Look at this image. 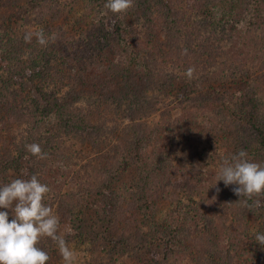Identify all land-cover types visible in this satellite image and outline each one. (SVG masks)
Returning a JSON list of instances; mask_svg holds the SVG:
<instances>
[{"label": "trees", "instance_id": "1", "mask_svg": "<svg viewBox=\"0 0 264 264\" xmlns=\"http://www.w3.org/2000/svg\"><path fill=\"white\" fill-rule=\"evenodd\" d=\"M16 1L7 0L0 10L5 5L15 6ZM96 1L103 2L104 10L106 0ZM48 2L51 0H26V8L4 16L0 11V185L34 174L38 177L46 173L45 169L69 168L70 147L75 150L73 140L96 144L116 137L101 156L110 161L92 168V172L105 175L103 181L101 178L100 183L85 186L72 180L77 191L65 196L66 201L57 189L45 200L53 209L55 200L50 198L61 199L57 210L63 222L73 225L74 238L95 243L100 235L115 245L124 243L135 252L132 264H223L220 256L227 260L225 264H238L240 242L248 245L247 252L256 248L264 255V246L254 239L257 231L250 233L260 230L263 222L255 220L256 229L244 221L251 210L264 218V197L259 198V207L255 201L239 202L240 197L232 191L236 186L217 183L218 175L208 169L204 155L196 149L187 154L192 169L175 176L171 165L178 158L182 160L174 156L177 143L165 147L158 134L172 112L161 99L173 91L178 99L193 103L195 98L185 94L187 82L192 79L195 87L199 84V77H195L207 70L203 61L206 55L214 63L216 56L232 58L236 52L245 51L251 66L240 67L235 61L226 65L229 76L238 71L243 82L232 87L222 84L217 95L203 98L211 117L201 121L203 129L195 138H214L216 146L226 149V156L217 159L219 168L240 150H245L252 161L264 164V0H191L187 7L174 5L172 0H162L161 4L159 0L151 9L154 21L138 20L135 30L122 27V22L116 29L117 37L107 29L91 28L87 36L70 41L65 39L66 31L57 27L54 13L50 20L40 14L39 5ZM33 4L38 18L29 16ZM41 29L55 39H49L46 46H40L35 38L25 42L26 32ZM182 29L189 34L188 48L192 37L199 38L197 49L181 50L183 55L175 49L178 32L185 34ZM223 42L229 47L223 49ZM71 49L74 52L68 53ZM188 68L195 70L191 79L185 75ZM212 73L210 78L220 81L223 73ZM231 78L235 79L234 75ZM160 110L164 111L157 126L148 128L145 121ZM18 125L19 133L12 134ZM173 134L175 142L177 133ZM32 143L41 147L43 158L26 151L25 145ZM126 169L140 172L133 185L125 183L122 174ZM190 172L196 181L190 184L192 193L186 195L192 207L185 210L181 198H170V191H177L179 176ZM194 196L201 200L193 202ZM168 197L172 204L176 198L180 201L167 214L165 223H158L157 213ZM134 211L145 214L144 226L155 228L157 247H148L143 235L134 232L140 228L132 220ZM121 225L129 227L120 230L118 238L112 237ZM99 228L100 233L95 234L93 230ZM38 247L48 253V264L62 261L50 238H42ZM239 264L251 263L244 260Z\"/></svg>", "mask_w": 264, "mask_h": 264}, {"label": "rangeland", "instance_id": "2", "mask_svg": "<svg viewBox=\"0 0 264 264\" xmlns=\"http://www.w3.org/2000/svg\"><path fill=\"white\" fill-rule=\"evenodd\" d=\"M159 0H133L132 6L123 14H113L107 9L103 10V2L99 3L96 0H51V2H48V4H40L42 13L45 14L43 18H46L47 20H50L51 15L54 13V20L56 21L57 27H60L64 31H66V41H70L73 39H77L80 37L87 36L86 34L91 30V28H97L99 30H108L114 33L113 35L115 37L118 36L116 34L119 23H122V27H126V29H134L136 26V22L138 20H148L154 21V12H152L151 9L155 8V5L158 3ZM161 4H162V0ZM7 2V0H0V6ZM174 5H179L181 7H187L191 0H172ZM49 3L51 5H49ZM99 3V4H98ZM39 4V3H38ZM87 4H90V6L85 7ZM191 4V3H190ZM26 0H17L16 5L12 6L9 5V8L5 5L4 7H1V15H7L8 12L13 11L14 9L18 8H26ZM36 5L33 4V7L31 9L32 12H30L29 16L38 18L37 15H35L33 12H37ZM84 7L87 11L84 10ZM91 9V10H90ZM39 13V12H37ZM47 14V15H46ZM191 14V12H190ZM188 15V12L185 14ZM158 17V16H157ZM7 18V16H6ZM159 18V17H158ZM31 22H34L35 20L31 18ZM135 30V29H134ZM185 30L184 33H180L178 37V47L175 49H180V51H186L190 52L192 48L197 49V41L199 40L198 36L191 38L190 48H188V44L190 41L189 34L186 33L187 29H182L181 31ZM138 34H141V30L137 29ZM20 38V37H19ZM200 44V43H199ZM223 49L228 48L229 44L225 47V43L223 42ZM74 49V48H73ZM71 49V53L74 52V50ZM166 48H164L165 50ZM174 49V50H175ZM227 50V49H226ZM167 51V49L165 50ZM181 51V55H183V52ZM178 53L177 51H175ZM241 53V54H240ZM235 53V56H231L232 58H229V56H216L215 61L209 62L211 58L209 57V54L206 55L203 59L206 62H204L205 66L207 67V70L202 71L201 74L196 75L195 78L199 77V84L195 87V85L192 83V79L187 82L189 84V87L187 91L185 92L186 95H189L196 100H194L193 103H187L184 102L182 98H177V96L173 93V91H170V94L167 98L163 97L161 99V102L163 101V104H166L168 108L172 109L171 118L168 119V123L166 125H160L158 134L161 135V139L163 143H165V147H171L170 145H175L177 143L178 152L174 154V156L180 157L182 160H179V158L171 165L172 167V173H175L177 175L183 174V171L187 169H192L190 157H187L188 152L190 150L196 149L199 153V155H204V158H201L204 160V162L208 165V169L213 172L215 175H218V170L220 166V162H218L219 157L223 159L227 152L225 148H221V146H216L217 142L213 138H195L198 136L197 132H200V129H203L201 125V121L204 120L205 117H208L211 115V112L207 109L205 110L203 98H206L210 94L217 95V91L219 86L222 84H229L230 87L234 85V83H240L243 82L242 76H238L237 72L234 73V78L232 76H229V69L226 66L229 65L230 62L235 61L239 64L240 67L244 66H251L248 62L249 60V54L245 51H240ZM240 54V55H239ZM238 59V60H235ZM197 65H193L192 67L195 68ZM213 66V67H210ZM215 66V68H214ZM215 72V75H218L217 73H223L220 77V81L218 78L214 77V79H211L213 73ZM229 72V73H228ZM210 75V76H208ZM237 75V76H235ZM230 82H229V81ZM208 81V82H206ZM232 83V84H231ZM231 84V85H230ZM182 88H184L183 85H181ZM236 87V86H234ZM190 88V89H189ZM193 89L196 90V93L193 92ZM190 92V93H189ZM32 94V93H31ZM34 94V93H33ZM32 94V95H33ZM31 95V96H32ZM164 110L158 111L156 114L152 115L145 121L148 128L149 127H155L157 126V121L160 119L161 112ZM213 114V113H212ZM211 117V116H210ZM128 122L122 121L121 125ZM192 122V123H191ZM119 123V122H118ZM120 124V123H119ZM20 125L18 127H15L12 134L17 135L19 133ZM120 127V126H118ZM23 129V127H22ZM157 129V128H156ZM193 131V133H192ZM173 133H177V139L176 141L172 142L171 135H174ZM180 136H183L181 139ZM112 144L116 142L117 138L111 137ZM174 140V139H173ZM110 141H101L97 142L96 144L93 142L87 141H78L73 140L75 143V150L74 148L70 147L69 151V157L71 160L68 163L69 168H53V169H45L44 171L46 173H41L43 170L39 167L40 173L38 175V178L40 182L48 184V186L51 188V190L57 189L58 193L61 195V198L66 201L67 195L74 193L77 191V188L75 187V184H71L72 180L78 182L81 185H89L92 186V184H98L100 183V180L102 178V181L104 180L103 177H105L104 174H99L95 172H92V168L95 166H101L104 165V163L110 161V160H104L101 159L102 154H105L103 152L106 148V146L109 148ZM213 141V142H212ZM216 143V144H215ZM77 144V145H76ZM207 153L212 154V156L209 158ZM187 161L189 163H187ZM187 163V164H185ZM61 164V163H60ZM59 164V165H60ZM185 165H188L185 167ZM185 167V168H184ZM72 168V169H70ZM115 168V166H114ZM88 169L90 170L88 172ZM185 169V170H184ZM72 170V171H71ZM71 171V173H70ZM190 171V170H189ZM126 173H123V177L125 179V183H130L133 185V182L138 179L139 173L137 174V171L135 170L133 173L129 170H125ZM188 171L184 172L187 173ZM70 173V174H69ZM189 177V178H188ZM128 180V181H126ZM179 182L178 186L179 188L177 191L171 192L172 198L173 196L181 198V201L179 199H175V204H172L171 201H167L170 198H166V203H163V206L160 207L158 213H157V221L158 223H165L166 216L172 210V208H175L178 205V201L181 202V206L185 210H189L192 207V203L189 201V199L186 198V195L188 192H191V183L196 181V177H194L193 172H190L188 174H184L182 176H179V179L177 180ZM78 185V184H77ZM125 185H122V188ZM118 191V190H117ZM192 193V192H191ZM55 200L53 205V212L56 214L59 218V229L58 234L62 235L64 239L71 237L69 239V246L71 250L74 253L73 257V264H89V262L93 264H132L134 258L135 252H132L129 247H125L124 243L120 244V242L115 245L114 243H111L101 237L99 235V239L95 241V243H84L81 242L78 238H74L76 231L72 230L73 225L63 222V217L58 212L57 208L61 206L60 204V198L59 200L55 198H50ZM66 199V200H65ZM200 196H194L193 202H199ZM59 202V203H58ZM142 205V204H141ZM176 205V206H175ZM180 205V204H179ZM63 209L66 208V204H64ZM135 215L132 216V220L137 222V224L140 226L138 231L139 234L143 235L145 242L147 243V246L155 245L153 247H157L156 238L154 237L155 234H153V230L155 228L153 226H144L145 220H147L145 217V214H141L140 211H134ZM137 214V216H136ZM260 214V213H259ZM259 214H256L252 210L249 211L246 214V217L244 221L248 222L250 225H254L256 228V221L259 220L260 222H263L264 224V218L258 216ZM260 217V218H259ZM107 218V217H106ZM139 220V219H141ZM259 222V223H260ZM254 223V224H253ZM127 226V227H126ZM128 225H121L118 226L114 230V235L112 237L118 238L120 236V230L127 229ZM260 230H253L250 231V233H253L255 231L262 232L264 230V225L261 226L259 224ZM100 229V228H99ZM93 230L95 234L100 233V230ZM134 230V229H133ZM136 233V235H137ZM94 234V235H95ZM254 234V233H253ZM69 235V236H68ZM112 235V234H111ZM241 245L238 249L240 252L238 256V264L240 262H243L244 260L251 264H264V255L259 254V249L251 248L246 251V247L248 246L244 242H240ZM159 246V245H158ZM149 249V248H148ZM147 250V249H146ZM146 254V252H145ZM150 257H148L149 263L153 262V256L149 254ZM225 257V256H224ZM225 264V261L227 263V260L222 258L221 256L218 258ZM144 261V260H143ZM59 264H63V260L60 261Z\"/></svg>", "mask_w": 264, "mask_h": 264}, {"label": "clouds", "instance_id": "3", "mask_svg": "<svg viewBox=\"0 0 264 264\" xmlns=\"http://www.w3.org/2000/svg\"><path fill=\"white\" fill-rule=\"evenodd\" d=\"M132 4L133 0H106L104 7L119 15ZM33 38L40 46H46L55 36H46L42 29L24 35L26 43ZM194 71L188 68L185 75L191 79ZM25 149L32 156L43 158L38 144H26ZM221 181L225 187L236 186L232 191L240 197L239 202L255 201L256 207L260 206L259 198L264 197V164L252 161L245 150L223 161L217 183ZM50 193L51 188L40 182L35 174L28 179L16 178L0 185V264H48V253L38 247L45 237L55 242L63 264H73L74 253L64 237L58 234L59 218L45 203ZM254 239L264 246V232L257 231Z\"/></svg>", "mask_w": 264, "mask_h": 264}]
</instances>
